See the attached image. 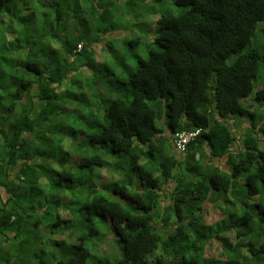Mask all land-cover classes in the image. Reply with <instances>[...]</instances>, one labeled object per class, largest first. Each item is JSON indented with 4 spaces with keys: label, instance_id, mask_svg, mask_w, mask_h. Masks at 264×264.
<instances>
[{
    "label": "clouds",
    "instance_id": "1",
    "mask_svg": "<svg viewBox=\"0 0 264 264\" xmlns=\"http://www.w3.org/2000/svg\"><path fill=\"white\" fill-rule=\"evenodd\" d=\"M0 264H264V0H0Z\"/></svg>",
    "mask_w": 264,
    "mask_h": 264
}]
</instances>
